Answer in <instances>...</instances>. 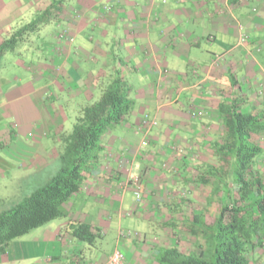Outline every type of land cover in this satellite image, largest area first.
<instances>
[{
    "label": "crops",
    "instance_id": "obj_1",
    "mask_svg": "<svg viewBox=\"0 0 264 264\" xmlns=\"http://www.w3.org/2000/svg\"><path fill=\"white\" fill-rule=\"evenodd\" d=\"M39 29L59 31L46 49L25 48L37 64L16 52L24 76L0 64V180L48 169L56 158V137L67 131L62 93L82 106L121 78L133 106L99 140L68 215L12 241L0 264H52V256L106 264L115 249L129 264H158L161 248L191 250L193 154L208 156L207 143L223 139L219 103L236 98L242 110L264 111V0H0V46ZM68 220L89 224L94 243L73 237Z\"/></svg>",
    "mask_w": 264,
    "mask_h": 264
},
{
    "label": "trees",
    "instance_id": "obj_2",
    "mask_svg": "<svg viewBox=\"0 0 264 264\" xmlns=\"http://www.w3.org/2000/svg\"><path fill=\"white\" fill-rule=\"evenodd\" d=\"M32 25L36 23L28 24ZM239 104L236 98L219 103L224 137L207 143L204 152L209 155L200 158L196 154L193 161L194 183L209 188L203 204L196 205L185 221L194 239L193 248H161L156 255L158 264L263 262L264 145L260 135L264 133V111H245ZM132 106L126 82L111 80L96 101L81 106L72 129L56 137L54 172L45 174L40 182L31 179L14 203L0 198V262L12 241L68 215L67 202L82 188L87 171L99 159V140L113 123L128 118ZM66 230L87 244H93L97 237L89 224L80 221L68 220ZM50 261L74 264L62 263L60 256H52Z\"/></svg>",
    "mask_w": 264,
    "mask_h": 264
},
{
    "label": "rangeland",
    "instance_id": "obj_3",
    "mask_svg": "<svg viewBox=\"0 0 264 264\" xmlns=\"http://www.w3.org/2000/svg\"><path fill=\"white\" fill-rule=\"evenodd\" d=\"M256 9V7H254ZM37 25V24H36ZM36 25H32V26H36ZM29 28V27H28ZM42 28V27H41ZM59 30H55L52 29L51 32L47 31V29H39V31H37L36 34H31V30H23L21 31V33L18 36H12L11 38L7 37L8 39L5 41L6 44L3 45L2 47H0V52L3 50H6L7 53V58L4 57H0V64L2 65L3 68H5V71L7 73H11L14 74L16 76H24L25 75V70L23 69V67L21 66L18 67L17 64L14 61V56L16 55V52L19 51L21 52L22 56L18 57V59H21L22 61L26 62L27 64H37L35 60V58L32 59V57L26 56V51L25 48L27 47H31L32 49H36L37 47L39 49H46V45L49 44V42H51L52 40L50 39V33H53L54 35H57ZM49 32V33H48ZM261 34L264 37V30L261 31ZM23 35V37L26 39H20L21 36ZM27 40H30V43L28 42V44L26 43ZM23 43L26 44V47H24L23 49H21V45L23 46ZM58 42H56L55 48L58 46L57 45ZM31 50V49H30ZM46 53H44L45 55ZM88 63H82L81 67L82 68H86ZM108 84V83H107ZM102 92V90H101ZM101 93H96L95 92V96L90 99L89 101H87V103L85 104H89L92 103L94 101H96ZM62 98H63V102L62 107L65 110V115L66 117H68V119L65 120V129L68 131H70L72 129V126L75 122L76 117L78 116V114L80 113V111H78V113H76V117H75V109H77L79 106L81 107V101H79L77 98L74 97H66L64 95V93H62ZM111 128V127H110ZM262 135H260L261 137ZM262 144L264 145V138H262ZM195 153L193 154V161H195L197 158H195V155L200 154L199 152L197 153V151H194ZM203 153H205L203 151ZM202 154V153H201ZM200 158L203 157V155L199 156ZM52 162L50 164V166L48 167L47 172H33V173H29V174H25V175H17L15 174L14 178L12 177L14 174L8 175L7 178L5 179H1L0 180V198L4 199L6 203H14L16 201H18L23 195L22 192L24 190V187L26 186L27 183H32L31 179H38L37 182L43 181V179L45 178V174L54 172L55 168H56V164H54ZM19 174V173H18ZM34 183V182H33ZM209 192V188L207 186L204 185H198L194 183V198L197 200V204H193L194 207L196 208V205L200 206L201 204H203L205 199V196L207 195V193ZM210 212H214V209H210ZM59 220V218H57L55 221ZM49 223V222H48ZM46 223V224H48ZM50 224V223H49ZM37 228L31 230L30 232L26 233L25 235H23L22 237H20L19 239H28L32 236L35 235V233L37 232L36 230ZM186 230V228H185ZM184 230V231H185ZM187 231V230H186ZM109 236V235H108ZM100 243V240H98ZM181 245L183 246H189V241L185 240L184 238L181 239ZM101 243L103 245V247L105 249H107L110 245V241L109 238L106 239H102ZM99 245V244H98ZM192 246V247H191ZM190 248H193V244L190 245ZM260 252H262V250H260ZM262 258H263V262L261 264H264V252L262 253ZM6 257H3V260L6 261ZM33 258H29L28 260H24V259H14V263L13 264H29L27 262L32 261Z\"/></svg>",
    "mask_w": 264,
    "mask_h": 264
},
{
    "label": "built area",
    "instance_id": "obj_4",
    "mask_svg": "<svg viewBox=\"0 0 264 264\" xmlns=\"http://www.w3.org/2000/svg\"><path fill=\"white\" fill-rule=\"evenodd\" d=\"M245 40V36L240 37V41L243 42ZM156 124V121H153ZM146 140H142L140 142L141 145L146 144ZM137 180V177L135 178ZM135 198L137 200L140 199V192L138 190L135 191ZM123 232V231H122ZM106 264H129L125 259L123 252L119 249H115L107 258Z\"/></svg>",
    "mask_w": 264,
    "mask_h": 264
}]
</instances>
